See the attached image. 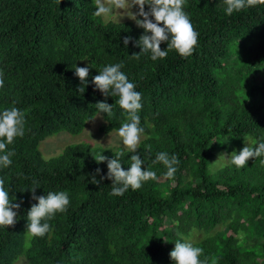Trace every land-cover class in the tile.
<instances>
[{"label": "trees", "instance_id": "16d2710c", "mask_svg": "<svg viewBox=\"0 0 264 264\" xmlns=\"http://www.w3.org/2000/svg\"><path fill=\"white\" fill-rule=\"evenodd\" d=\"M225 7L223 0H187L184 11L199 33L193 54L172 50L153 61L150 54L130 57L140 51L134 41L144 29L93 17L94 0H0V111L14 106L26 120L25 135L7 146L15 152L11 165L0 168L12 203L20 204L15 225L0 227V264H175L170 251L193 231L203 233L190 243L208 264H264V157L242 168L228 161L214 176L206 168L218 136L264 138V5L231 15ZM124 37L131 38L127 47ZM121 61L142 94L144 129L121 167L137 154L156 179L111 196L107 159L93 157L111 159L117 151L76 142L44 159L38 145L62 130L78 133L97 112L100 132L126 122L118 98L92 83L104 66ZM75 66L89 67L83 93ZM98 101L112 104L111 116L99 112ZM159 152L177 156L172 178L153 163ZM33 180L36 196L65 191L70 199L65 212L42 221L51 226L44 237L26 227V212L37 203L25 189Z\"/></svg>", "mask_w": 264, "mask_h": 264}, {"label": "clouds", "instance_id": "9594fccd", "mask_svg": "<svg viewBox=\"0 0 264 264\" xmlns=\"http://www.w3.org/2000/svg\"><path fill=\"white\" fill-rule=\"evenodd\" d=\"M187 0H94L95 10L92 13L95 18H111L114 12L125 13L130 19L144 29L138 40L134 41L139 46L140 51L133 53L130 57L139 60L140 54H150L153 61L164 59L168 52L175 50L182 57L191 56L198 43L199 33L195 30L189 15L184 11ZM60 3V0H59ZM225 4V14L231 15L234 11L240 12L248 7L264 5V0H223ZM138 6L136 13L130 11L134 6ZM148 5V11H145ZM120 17V16H118ZM117 17V18H118ZM137 17H142L138 19ZM151 17L152 19H150ZM161 24L163 26H161ZM150 33V34H149ZM130 37H124L123 43L127 47ZM167 43L165 49H161L160 44ZM124 67V62L104 66L98 71V75L92 77V83L105 97L112 96L118 98L115 103L123 110L122 115L126 117V122L116 130L120 143L123 146L115 153V157L108 159L104 155L93 157L97 163L107 159L106 176L111 180V196H121L129 188L135 191L142 187L144 182L156 179V173L150 169L142 168L144 160L139 155L130 156L131 164L127 170L121 167V157L128 153H136L140 145L141 134L144 129L140 127L139 110L142 108V94L136 91V85L128 80V77L120 70ZM74 74L80 79L81 85L78 90L85 91L84 84L89 75V67H74ZM4 86L3 72L0 71V88ZM99 112L112 115V104L97 102L95 104ZM25 114L16 107L6 108L0 111V168H7L11 165L15 155L14 150H8V145L14 143L15 138H22L25 135ZM264 157V138L260 141L247 143L237 154L232 152L230 164L237 168L244 167L250 158ZM161 162L167 169L164 174L172 178L177 170L179 160L176 155L171 157L167 152H159L153 163ZM260 165L264 166V159H260ZM97 172L100 170L97 169ZM105 177L101 176V180ZM33 187L25 188L31 191L32 199L37 203L31 205L26 212L27 230L32 237H44L51 230L47 221L54 218L57 213L67 210L70 199L65 191L52 192L46 195H35V190L39 187V182L33 180ZM92 183H99L95 176ZM23 189L22 191H24ZM10 190L5 188V180L0 179V227L15 225L19 209V203H12ZM15 199V198H14ZM203 249L194 246L190 242H175L174 248L170 251L169 257L175 264H208L207 258L200 259Z\"/></svg>", "mask_w": 264, "mask_h": 264}, {"label": "rangeland", "instance_id": "374dc122", "mask_svg": "<svg viewBox=\"0 0 264 264\" xmlns=\"http://www.w3.org/2000/svg\"><path fill=\"white\" fill-rule=\"evenodd\" d=\"M139 7L134 5L130 11L133 13L138 12ZM121 12H114L111 18H101L102 21H132L128 16ZM120 16V17H118ZM118 17V18H117ZM104 123L103 117L100 113H95L91 118H89L81 131L78 133H69L67 131H59L56 134L49 135L45 137L43 140L39 142L38 148L41 153V157L47 159L51 156H55L59 154L63 147L67 144H73L76 142H85L88 143L91 147H105L109 148L112 151H118L123 146L120 143L119 137L116 135V130H112L110 132L104 133L98 130L99 126ZM144 136L141 135L140 140ZM253 137L251 134H247L243 137L241 141H236L234 138H225L222 136H218L215 141V145L212 149V156L207 163V172L210 175H215L218 168L223 166L225 163L230 161L232 152L235 151L237 154L239 151L247 146V143H251L253 141ZM225 141V142H224ZM233 148V149H232ZM232 149V150H231ZM202 232L193 231L190 235L185 238V242H193L199 237L202 236ZM24 259L19 258L14 261V264H24Z\"/></svg>", "mask_w": 264, "mask_h": 264}]
</instances>
